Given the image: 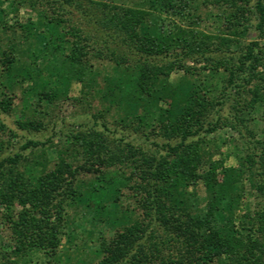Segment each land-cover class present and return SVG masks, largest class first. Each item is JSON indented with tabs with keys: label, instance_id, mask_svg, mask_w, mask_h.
<instances>
[{
	"label": "trees",
	"instance_id": "1",
	"mask_svg": "<svg viewBox=\"0 0 264 264\" xmlns=\"http://www.w3.org/2000/svg\"><path fill=\"white\" fill-rule=\"evenodd\" d=\"M87 1L90 8L83 0H12L9 9L27 4L36 12L19 24L24 43L32 39L34 48L21 59L16 44L0 46V110L10 111L14 86H24L27 108L69 99L71 83L78 82L83 98L99 97L115 113L117 128L92 115L90 126L77 124L65 136L52 160L44 151L0 158V206L11 240L0 246V264L29 262L35 254L51 263L63 238L84 249L74 264H264V140L245 127L246 152L236 165H226L204 148L205 134L219 120L208 128L201 124L213 104L226 101L232 103L229 125L240 135L252 112L264 117V42L235 45L250 28L264 39V0ZM201 5L219 10L210 13L218 19L215 31L199 28ZM67 7L82 10L87 24L66 18ZM9 10L0 6L3 33L12 27L4 17ZM85 27L100 37L99 46L90 45ZM169 52L175 55L162 65L151 61ZM104 58L124 70L101 73L95 62ZM188 60L203 63L208 75L199 81ZM175 68L183 76L169 82ZM221 69L224 77L217 75ZM215 75L222 81H213ZM16 123L27 131L45 127L31 118ZM158 132L177 140L150 141ZM39 145L27 140L22 148ZM7 148L0 138V154ZM82 172L92 178L76 184ZM244 180L259 200L236 221ZM199 181L204 196L194 191Z\"/></svg>",
	"mask_w": 264,
	"mask_h": 264
},
{
	"label": "rangeland",
	"instance_id": "2",
	"mask_svg": "<svg viewBox=\"0 0 264 264\" xmlns=\"http://www.w3.org/2000/svg\"><path fill=\"white\" fill-rule=\"evenodd\" d=\"M102 1L105 3L114 2L115 5L122 4L133 6L137 5L139 2V0ZM83 2L85 7H89L87 0H83ZM12 4V0H0V6H2V8H4L5 10H9ZM43 6L47 12L51 10L47 8V5ZM16 8V11L9 10L7 11L6 15H4L8 24L12 25V27L7 29L5 33L1 32L0 30V46L5 47L8 43H12L13 45L16 44V53H20L19 56H22L21 59H24L23 56H25L27 47H29V51L33 50L34 46L32 43V39H29L26 44L24 43V39L21 38L24 31H22V28L19 26V24H25L29 18L34 19L36 12L33 9H30L27 4L17 5ZM198 12L201 18L199 28L206 32L215 31L217 27L216 25H219V23L217 22L218 19L210 16V13H219V10L214 8L213 6L201 5L198 8ZM64 16L66 18H69L73 23L80 25L82 24L83 27L85 26V24H87L86 16L83 15L82 10L80 11L78 7H67ZM221 20L222 18H220V23ZM87 28L88 27H85L84 30L91 37L90 45L99 46L100 42H97L99 41L98 38L100 37L96 38L95 33L91 29ZM254 40H258L259 43L263 46L264 39L258 37L257 31L255 29L250 28L248 29L246 38H242L235 45L239 46L246 42ZM173 55H175V52H169V54L166 55L165 59H160L158 57L151 61L156 63L157 65H162L167 59L173 57ZM39 63L43 65L45 64V60H43L42 62L40 59ZM95 64L99 66L101 73L108 72L109 74H115L124 70L122 67H117V69L115 70L114 62L108 61L106 58L98 60L97 62H95ZM186 64L190 67H195L199 71V73L201 74L198 77L199 81L209 73V70L207 68H204L205 65H203V63H195L188 60L186 61ZM129 68L130 64L127 63L125 69ZM224 73L225 72L221 69L217 72V75L219 74L220 77H224ZM217 75H215L213 81H222L223 77L219 78ZM182 76L183 71L175 68L169 73L167 80L169 82H175ZM1 78L3 79L2 76H0V79ZM212 84L214 85V82H212ZM23 87L20 88L18 86H14L13 93H9L12 97V106L10 111L8 113H3L0 110V121L5 124V128L0 129V138H2L5 144H7L8 146V148L3 150V152L0 154V158L8 154H13L15 152L26 153L27 155L30 153V155L33 154V156H35L44 151L45 158L47 160H52L55 158L57 148H59L60 145L63 144V142L66 143L65 139L67 137L65 136L68 133L74 131L79 124H82V127H86L88 125L90 126L92 123V115H96L99 121H105L111 130L117 128V123L115 121L117 119V116L115 115V113L111 109L107 111L106 104L99 97L89 96L87 99L83 98V95L80 92V84L78 82L71 83L69 90V99L60 98L50 105L46 103H41V105L38 106L33 104L32 106L27 108L23 107ZM220 87L217 86L216 90H213L214 92H212V96L214 99L217 97V95L220 94ZM1 98L2 94L0 93V99ZM159 105L165 106V103L161 102ZM231 106L232 103L230 101H226L222 106L213 104L210 111L203 117L201 123L203 125V128H208L212 126V123L214 121L219 120V123L214 128V130L209 132L208 134H205L204 146H206L204 148L207 150L206 156H210L211 160L225 158L226 165H236L237 162L242 158V156H244L247 145L246 140L248 137L245 127L252 130L255 139H259L261 141L264 140V117L261 116L262 113L260 111L252 112L251 116H253V118L251 119L250 123H247V125H244L243 128H240V131L242 133L240 135V133L236 129L232 128L229 125L228 118L229 114L232 112ZM33 108L37 111H33ZM26 118L41 120L45 127L38 132L20 129L16 121L24 120ZM249 136L251 135L249 134ZM27 140L43 142V145H39L37 148H32L29 146L28 148L23 149L22 145ZM149 140H154L155 142L162 144L165 141L174 143L176 142L177 138H166L162 132H158L156 134H153ZM145 143L147 144L148 142L145 141ZM146 146L152 149L154 148L151 143H148V145ZM42 161H44V159H42ZM48 165L49 164H47V166ZM91 178V174L82 172L76 178V184L87 183ZM243 184L245 186L244 193L240 198L237 209H235L236 221L241 220L245 212H252L256 207V201L259 200L258 197L255 196L256 192L251 191V189L249 188L248 182L246 180H244ZM194 191L199 196L205 195L203 185L200 181L194 187ZM129 205L130 207H132V203L130 201ZM74 211L75 208L72 205L66 206V213H68V215L73 216ZM3 215L4 208L0 206V246L7 247L11 244V240L10 232L7 229V226L3 224ZM154 229L157 234H161L160 228L154 227ZM83 251L84 249H75L74 247H72L71 243H68V241L63 238L61 241V247L58 251V255L54 257V261H52L51 263L46 262V259L41 254H35V256H32L31 261L19 262L18 264H74V260L77 257H81L85 253ZM94 254L86 252V255L89 258H93L94 261H96L98 257Z\"/></svg>",
	"mask_w": 264,
	"mask_h": 264
}]
</instances>
